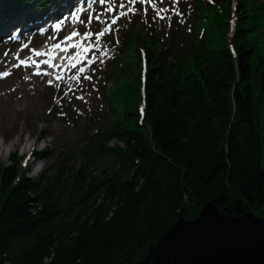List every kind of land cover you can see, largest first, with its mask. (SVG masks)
Wrapping results in <instances>:
<instances>
[{
    "label": "trees",
    "instance_id": "1",
    "mask_svg": "<svg viewBox=\"0 0 264 264\" xmlns=\"http://www.w3.org/2000/svg\"><path fill=\"white\" fill-rule=\"evenodd\" d=\"M221 33L203 84L150 78L144 125L139 79L123 89L120 167L92 177L96 196L69 217L50 185L0 166V264H132L207 202L229 215L264 206V37L243 21L233 55Z\"/></svg>",
    "mask_w": 264,
    "mask_h": 264
},
{
    "label": "water",
    "instance_id": "2",
    "mask_svg": "<svg viewBox=\"0 0 264 264\" xmlns=\"http://www.w3.org/2000/svg\"><path fill=\"white\" fill-rule=\"evenodd\" d=\"M141 264H264V219L229 217L208 203L195 220L179 219Z\"/></svg>",
    "mask_w": 264,
    "mask_h": 264
},
{
    "label": "snow or ice",
    "instance_id": "3",
    "mask_svg": "<svg viewBox=\"0 0 264 264\" xmlns=\"http://www.w3.org/2000/svg\"><path fill=\"white\" fill-rule=\"evenodd\" d=\"M97 2L102 6V8L104 9V12L113 14L112 18H111V22L107 24V27L104 30L96 32V33L92 32V31H85L83 33V36L80 39L79 43H72V44L65 45V43H64L65 41H72L73 38L81 36V33L78 30H72L69 33V35L64 36L61 41H59L57 43H54L52 45V48L60 49L61 51H67V49L69 47L81 48L82 49V53L78 52V53L75 54L74 57H67V59L69 61L74 60V63H71V67L73 69L77 68V65L81 64V60L82 59H87L88 63H89V66L95 63V60L98 57L93 56L91 58H88L87 56H85L83 54H86V53L92 51V49H94V48L100 47V45L98 43L100 38L105 37L106 34L112 33L114 31L113 26L117 25L121 21L122 18L128 16L129 12L135 14L137 9L134 6L137 3H139V4L147 3V4H150L152 8H156V4L152 3V0H127V3H125L124 0H121V2L118 4V7L111 6L112 0H97ZM177 2H179V0H177ZM213 2H215V0H213ZM60 7H61V5H59V4L56 5L57 9H59ZM80 11H81V9H79L78 7H76L74 11H71L70 16H71V19L74 22L77 21L78 14H79ZM147 11H148V9L145 8L144 12L146 13ZM161 11L162 10H158L156 12V16H159L160 18H164V17L161 16ZM103 14L104 13H98V14L95 15V17H93V15L91 13H89L87 15V20L86 21L85 20H79V23L81 25L87 24L88 26H90L92 21H93V18L96 21H101V17H102ZM155 18L156 17H153V19H155ZM101 22H105V21H101ZM59 27H60L59 24L53 25V29H59ZM40 31L43 32V29H40ZM116 31H118V29H116ZM93 37H95L97 43H92V44H85L84 43L85 40H91ZM23 47H27V46L25 45ZM31 51L34 52L35 56H37V57L49 55V53H47V52L42 53V52L36 51L35 49H32ZM104 55H107V53H104ZM61 59L63 60V59H65V57H61ZM39 63H40L39 61L30 60L29 58H25V59H19V63L18 64H14L13 67H19V66L31 67L32 65H37V70L35 72V75H41L42 74V70L38 67ZM43 63L48 64L50 67H56L58 69L60 67L59 65L53 64L51 60H44ZM86 71H88V68L84 67V66H81V67L78 68L79 75H74L71 78L78 80V79L81 78L82 74L85 73ZM43 74L47 75L46 72H44ZM7 75H9L8 72H0V77H4V76H7ZM62 78H63L62 75H56L55 76L56 80H60ZM82 78L85 79V80H91L92 79L91 75L82 76ZM46 83L47 84H52L53 80H51V79L47 80ZM57 87H59V85H57ZM78 98L82 99V97H78ZM209 214H210V212L205 213V215H209ZM197 223H199V221H197ZM179 226L180 225H177V230H178ZM194 226L195 225H184L183 228H190V227H194Z\"/></svg>",
    "mask_w": 264,
    "mask_h": 264
},
{
    "label": "rangeland",
    "instance_id": "4",
    "mask_svg": "<svg viewBox=\"0 0 264 264\" xmlns=\"http://www.w3.org/2000/svg\"><path fill=\"white\" fill-rule=\"evenodd\" d=\"M15 79H19V80H16V81H18V84H19L20 88H24L23 90H26V89L31 90L33 92V95L36 97V99L38 101V104L36 105V108H34L31 111V113H27V117L30 120H33L34 117H36V116L40 117L41 114H43L45 112V109H46L45 101H44V98H43L45 89H43L41 85L39 87L35 86V88L32 89L31 86L29 85L30 82L22 80V78H20L19 75H17V78H15ZM9 82L14 83V81H9ZM3 84L4 83L1 82L0 86H2ZM14 92L15 91H13V88L11 87L10 84H8L6 87H2L1 88V90H0V104H1V106H0V116L4 115L6 113L4 111V108L7 107V104H9L10 100H12ZM3 96L5 97V103L3 102ZM39 101L41 102V104H39ZM92 105L94 107V106H100L101 104H97V102L93 99ZM69 106H70L71 113L72 112H73V114L77 113V112L74 111L73 106H71V105H69ZM82 107H83V110H81L79 112V115H80V119L82 121H84V120H87L89 118L90 113H91L90 111H92V110H90V108H91L90 106L85 107V106L82 105ZM25 109H26L27 112H29L28 106H26ZM55 124H57V123H55ZM28 125H29V123H28ZM63 125L65 126L67 131H66V134H65V136H64V138L62 140V144H64V146L68 147V146H70V144L73 142V140L75 138L76 130H75V127L72 126V124H70L69 122H67V123H65ZM27 126H26L25 130H27V132H29V127H27ZM57 126L61 127L62 125L61 124H57ZM11 129H13V130L7 132V136L13 138V139H11V141L7 142L6 138H5V141H3L4 138H3V136L0 135V138L2 137V139H3L1 144L4 143V145H7L6 148H3V150H0V161L3 164H7L8 163V157L9 156H13L14 157V156H21V155H23V153L26 154V152H23L22 148L19 145V141L17 140L18 136L15 135V132H17V130H18V126H13ZM29 135H30L29 137L31 139L35 138V135H32V133H29ZM41 140L42 139H38V141H37L38 143L35 146V150L38 151L40 148H45V147L50 148L51 147L52 141L48 140V142L42 143ZM10 142H12V143H10ZM9 143H10V145H9ZM23 156L27 157L28 155H23ZM29 160L33 164L32 170L31 171L29 170V171L26 172V175L29 176V177L34 176L35 172L39 171L44 166L43 164H51V162H52V159H51V156H50L49 152L46 153L43 156H38V157L30 156ZM34 164H36V166H34Z\"/></svg>",
    "mask_w": 264,
    "mask_h": 264
},
{
    "label": "bare ground",
    "instance_id": "5",
    "mask_svg": "<svg viewBox=\"0 0 264 264\" xmlns=\"http://www.w3.org/2000/svg\"><path fill=\"white\" fill-rule=\"evenodd\" d=\"M3 102L5 103V97L3 96ZM38 101L36 97L33 95V92L30 90H22L17 88L13 94L12 100H10L7 107L4 108L6 112L4 115L0 116V133L4 132L5 130L10 129L13 126L18 124V138L19 145L22 148L23 152H30L31 154L34 153V148L37 144V138L41 137V134L51 133L54 128L49 122V119L43 120L41 126H39L38 121H34L35 129L40 131V134L36 136V139H31L25 131L26 126L31 121L27 117V113H31V111L36 108ZM1 106V104H0ZM28 106L29 112L26 111L25 107ZM7 145L0 144V150L6 148ZM211 203L215 206L214 202H207ZM205 227V225H204ZM212 254L217 255V252H212ZM205 256V254H203Z\"/></svg>",
    "mask_w": 264,
    "mask_h": 264
}]
</instances>
